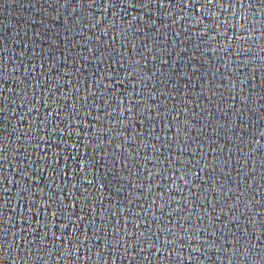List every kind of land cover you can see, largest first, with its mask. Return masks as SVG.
Segmentation results:
<instances>
[{
  "label": "water",
  "instance_id": "95a60500",
  "mask_svg": "<svg viewBox=\"0 0 264 264\" xmlns=\"http://www.w3.org/2000/svg\"><path fill=\"white\" fill-rule=\"evenodd\" d=\"M0 264H264V0H0Z\"/></svg>",
  "mask_w": 264,
  "mask_h": 264
}]
</instances>
